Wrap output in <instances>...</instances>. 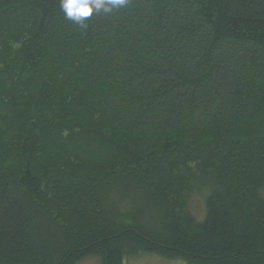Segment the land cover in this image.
<instances>
[{
  "label": "trees",
  "instance_id": "trees-1",
  "mask_svg": "<svg viewBox=\"0 0 264 264\" xmlns=\"http://www.w3.org/2000/svg\"><path fill=\"white\" fill-rule=\"evenodd\" d=\"M85 24L0 0V264H264V0Z\"/></svg>",
  "mask_w": 264,
  "mask_h": 264
},
{
  "label": "clouds",
  "instance_id": "clouds-1",
  "mask_svg": "<svg viewBox=\"0 0 264 264\" xmlns=\"http://www.w3.org/2000/svg\"><path fill=\"white\" fill-rule=\"evenodd\" d=\"M127 0H60V8L65 18L85 28V21L94 12L111 13L125 6Z\"/></svg>",
  "mask_w": 264,
  "mask_h": 264
},
{
  "label": "rangeland",
  "instance_id": "rangeland-1",
  "mask_svg": "<svg viewBox=\"0 0 264 264\" xmlns=\"http://www.w3.org/2000/svg\"><path fill=\"white\" fill-rule=\"evenodd\" d=\"M192 211L199 217L202 215L204 205L202 200L199 198L195 199L191 204ZM78 264H101L99 258L89 257ZM127 264H183L181 262H173L161 259L152 255H142L136 258L129 259Z\"/></svg>",
  "mask_w": 264,
  "mask_h": 264
}]
</instances>
